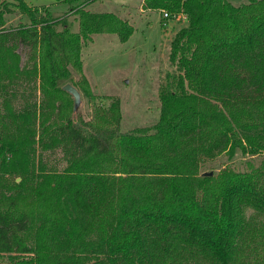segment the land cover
<instances>
[{
    "label": "trees",
    "instance_id": "16d2710c",
    "mask_svg": "<svg viewBox=\"0 0 264 264\" xmlns=\"http://www.w3.org/2000/svg\"><path fill=\"white\" fill-rule=\"evenodd\" d=\"M60 1L62 16L0 0V264H264V160L201 171L264 155V0H143L164 26L166 12L186 20L159 121L127 132L120 99L96 103L82 52L95 35L127 42L133 24L88 9L97 0ZM68 84L94 104L89 121ZM56 153L62 168L48 164Z\"/></svg>",
    "mask_w": 264,
    "mask_h": 264
},
{
    "label": "rangeland",
    "instance_id": "374dc122",
    "mask_svg": "<svg viewBox=\"0 0 264 264\" xmlns=\"http://www.w3.org/2000/svg\"><path fill=\"white\" fill-rule=\"evenodd\" d=\"M25 1L33 7L52 6L55 16H62L69 8L68 3L59 0ZM229 1L240 5L247 0ZM56 3L58 4L54 6ZM88 9L94 12L116 13L128 18L134 26V33L127 42H121L116 35H95L93 41L83 49L82 73L89 83L92 95L97 97L96 103L108 108L113 101L120 99L122 131L156 124L161 113L159 90L171 70V42L186 19L179 16L171 19L164 17L167 22L164 26L162 13L144 10L143 0H97L90 3ZM20 17L19 11L6 15L9 25L17 24ZM24 17L27 19V15ZM69 21L72 31L78 32V15L69 14ZM57 28L62 29L63 25L59 24ZM19 51L26 61L28 50L21 47ZM72 86L81 93L80 113L84 121H89L94 104L89 102L80 86ZM55 156L48 162L49 166L62 168L64 165L61 164L60 154L56 153ZM263 160L264 155H248L240 150L232 159L223 154L205 161L201 171L217 174L223 168L231 167L235 171L245 172L259 166ZM17 182H20V179Z\"/></svg>",
    "mask_w": 264,
    "mask_h": 264
},
{
    "label": "water",
    "instance_id": "95a60500",
    "mask_svg": "<svg viewBox=\"0 0 264 264\" xmlns=\"http://www.w3.org/2000/svg\"><path fill=\"white\" fill-rule=\"evenodd\" d=\"M64 90L70 93L75 100V109H78L81 105V93L74 86L68 84L64 87ZM204 176H213V173H204Z\"/></svg>",
    "mask_w": 264,
    "mask_h": 264
},
{
    "label": "built area",
    "instance_id": "2783aa9c",
    "mask_svg": "<svg viewBox=\"0 0 264 264\" xmlns=\"http://www.w3.org/2000/svg\"><path fill=\"white\" fill-rule=\"evenodd\" d=\"M170 15L166 12L165 14H164V17H166V18H168Z\"/></svg>",
    "mask_w": 264,
    "mask_h": 264
},
{
    "label": "crops",
    "instance_id": "0c3cea01",
    "mask_svg": "<svg viewBox=\"0 0 264 264\" xmlns=\"http://www.w3.org/2000/svg\"><path fill=\"white\" fill-rule=\"evenodd\" d=\"M58 3H56L54 6H56Z\"/></svg>",
    "mask_w": 264,
    "mask_h": 264
}]
</instances>
